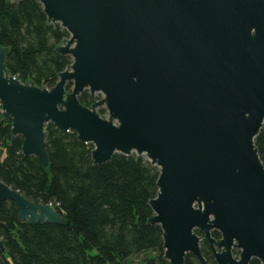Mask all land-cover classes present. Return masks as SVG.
Returning a JSON list of instances; mask_svg holds the SVG:
<instances>
[{
	"label": "water",
	"instance_id": "water-1",
	"mask_svg": "<svg viewBox=\"0 0 264 264\" xmlns=\"http://www.w3.org/2000/svg\"><path fill=\"white\" fill-rule=\"evenodd\" d=\"M35 1L68 33L55 52L72 63L53 88H39L10 74L0 47L1 118L22 138V155L50 173L51 124L91 144L93 166L144 157L159 170L147 224L162 231L164 261L208 264L204 242L215 264H264V166L254 144L264 124V0ZM85 91L89 107L78 100ZM2 202L19 223L66 224L0 181Z\"/></svg>",
	"mask_w": 264,
	"mask_h": 264
},
{
	"label": "trees",
	"instance_id": "trees-1",
	"mask_svg": "<svg viewBox=\"0 0 264 264\" xmlns=\"http://www.w3.org/2000/svg\"><path fill=\"white\" fill-rule=\"evenodd\" d=\"M65 38L68 33L47 23L37 1L0 0V47L7 51L8 71L21 83L55 86L58 74L72 63L55 52ZM66 89L70 91L71 84ZM78 100L86 107L93 102L87 91ZM98 112L107 115L104 109ZM45 139L49 174L37 158L22 155V138L11 135L0 106V181L34 203L51 205L66 221L64 226L19 223L13 203H0L5 248L0 264H125L148 253L155 254L148 264H168L163 260L160 227L147 224L153 214L148 203L158 193L159 170L135 155H114L108 163L93 166V146L51 124L45 126ZM254 144L264 166V124ZM212 236L220 238L216 231ZM201 252L208 264H215L204 242ZM233 254L237 257L239 252ZM185 264L200 263L187 255ZM250 264L260 262L254 259Z\"/></svg>",
	"mask_w": 264,
	"mask_h": 264
},
{
	"label": "rangeland",
	"instance_id": "rangeland-1",
	"mask_svg": "<svg viewBox=\"0 0 264 264\" xmlns=\"http://www.w3.org/2000/svg\"><path fill=\"white\" fill-rule=\"evenodd\" d=\"M96 99H99V96H96ZM155 254H145L128 260L125 264H148V260L151 259Z\"/></svg>",
	"mask_w": 264,
	"mask_h": 264
},
{
	"label": "built area",
	"instance_id": "built-area-1",
	"mask_svg": "<svg viewBox=\"0 0 264 264\" xmlns=\"http://www.w3.org/2000/svg\"><path fill=\"white\" fill-rule=\"evenodd\" d=\"M70 132V131H69ZM51 206V205H50Z\"/></svg>",
	"mask_w": 264,
	"mask_h": 264
}]
</instances>
